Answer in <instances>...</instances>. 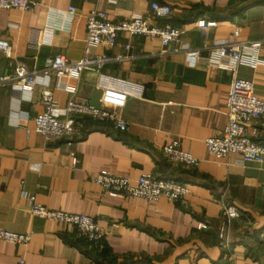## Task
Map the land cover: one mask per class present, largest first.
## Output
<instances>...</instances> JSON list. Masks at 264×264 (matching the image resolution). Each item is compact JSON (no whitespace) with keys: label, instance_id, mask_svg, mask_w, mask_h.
Returning a JSON list of instances; mask_svg holds the SVG:
<instances>
[{"label":"crops","instance_id":"1","mask_svg":"<svg viewBox=\"0 0 264 264\" xmlns=\"http://www.w3.org/2000/svg\"><path fill=\"white\" fill-rule=\"evenodd\" d=\"M153 1L171 12L149 21L181 27L177 42L118 32L114 45L96 50L111 60L67 79L72 91L57 87L52 74H37L28 91L0 86V229L30 235L23 245L0 240V264L20 258L24 264H264V158L216 159L204 144L226 125L230 79L228 70L209 62L210 47L226 38L264 39V0H35L27 11L0 9V39L11 45V64L0 54V76L14 74L15 62L40 69L57 53L78 60L91 9L120 21L144 16ZM199 19L214 23L198 27ZM184 47L198 50L200 59L192 64ZM235 68L264 99V62L241 60ZM43 90L61 109L69 99L85 100L125 127L85 118L76 136L27 135L19 125L34 126ZM173 140L199 160L197 167L165 158L161 148ZM256 140L264 145V128ZM96 173L132 182L151 173L185 183L190 193L175 202L124 198L94 185ZM27 193L49 209L91 216L104 232L106 253L75 228L30 214ZM224 200L238 217L220 215Z\"/></svg>","mask_w":264,"mask_h":264},{"label":"built area","instance_id":"2","mask_svg":"<svg viewBox=\"0 0 264 264\" xmlns=\"http://www.w3.org/2000/svg\"><path fill=\"white\" fill-rule=\"evenodd\" d=\"M34 5L35 0H0V9L15 8L27 11ZM67 12L71 14L73 8H69ZM170 12L171 8L168 4L153 1L149 4L148 13L142 17L112 21L105 10L91 9L86 16V46L78 60L71 61L63 54L57 53L46 66L32 70H26L15 62L14 74L0 76V86L11 83L20 90L28 91L35 84L37 74H52L56 79L57 87L72 91L73 88L68 85L67 79L77 78L80 72L85 70H100L111 60L110 56L98 53L96 50L98 47L108 48L114 45L118 32L158 38L163 45L177 42L182 33L181 27L168 24L156 25L149 21V15L167 17ZM213 23L205 22L204 19L196 21L198 27ZM244 48L248 52H245ZM174 50L178 51L179 48ZM262 50H264V39L240 43L226 38L215 41L210 47L209 62L230 73L226 96V125L219 134L204 140L207 152L216 159L224 158L232 153L238 154L242 162L260 163L264 158V145L256 140L260 129L264 128V99L254 93L251 81L237 77L235 68L236 62L241 60L264 62V55L261 56ZM183 51L192 64L200 59L198 50L184 47ZM0 54L8 60L11 58V45L6 39H0ZM9 64H11L10 60ZM40 99L42 111L35 115L34 126L28 128L19 125V128L25 130L27 135L40 133L46 140L76 136L83 130L85 118L111 123L114 127L121 129L125 127L123 120L103 109L95 108L85 100L69 99L61 109L48 90L41 91ZM161 151L171 162L190 168H195L199 164L196 157L180 148L177 140L162 146ZM90 181L106 192L119 194L124 198L140 197L151 203L162 197L175 202L190 193V188L185 183L160 178L151 173L141 174L134 182L123 175L96 173L90 177ZM24 195L30 214L51 220L60 226L73 227L78 236L91 243L96 250L100 251L103 248L104 232L91 216L58 209L52 210L38 203L33 194ZM220 215L227 219L236 218L239 210L234 204L224 200L220 202ZM29 239L28 233L0 229V240L23 245ZM17 264H24V260L20 258Z\"/></svg>","mask_w":264,"mask_h":264},{"label":"trees","instance_id":"3","mask_svg":"<svg viewBox=\"0 0 264 264\" xmlns=\"http://www.w3.org/2000/svg\"><path fill=\"white\" fill-rule=\"evenodd\" d=\"M161 178V177H160ZM99 253H101V254H104V253H106V247H105V245L103 246V248L100 250V252Z\"/></svg>","mask_w":264,"mask_h":264}]
</instances>
